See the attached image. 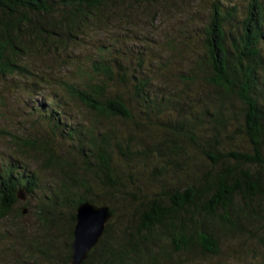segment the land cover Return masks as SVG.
Returning <instances> with one entry per match:
<instances>
[{"label": "rangeland", "instance_id": "374dc122", "mask_svg": "<svg viewBox=\"0 0 264 264\" xmlns=\"http://www.w3.org/2000/svg\"><path fill=\"white\" fill-rule=\"evenodd\" d=\"M212 1L215 0L108 1L90 16L75 43L66 46L31 40L34 50L18 61L29 66L35 76L28 80L16 75L0 77V172L8 162L18 163L34 172L44 189L59 185L58 175L42 149L49 147L62 153L66 144L29 109L45 103L43 95L63 96L64 108L73 120L95 130L112 129L123 139L124 146L147 154H142L138 168L126 172L124 192L115 198L107 195V203L115 212L110 220L111 235L120 242L119 232L128 227L131 230L137 223L140 203L160 198L167 207L166 193L172 189L182 191L197 184L204 174L216 171L218 167L210 163L206 154L217 157L216 153L232 151L251 153L243 132L241 103L208 83L212 75L207 66L203 27L209 21ZM247 2L229 0L223 6L238 8L234 16L237 23L245 16ZM52 18L58 16L32 17L38 27L46 28ZM225 31L227 35L237 32L229 24ZM260 50L264 68V45ZM104 51L121 64L122 69L115 71L125 73L110 86V91L122 96L132 114L130 121L98 119L60 87L62 82L81 83L88 79L92 62ZM139 82L145 83L142 92ZM27 88L34 92L31 98L26 95ZM259 100L264 105L263 84ZM218 106L223 107L225 121L213 127L201 113L207 108L215 111ZM219 135L222 143L215 150L209 148L208 143H213L212 139L217 142ZM222 163L220 166H232L231 160ZM234 200L235 207L228 214L233 226L220 225L217 218L202 220L199 216L201 226L203 223L219 240L217 254H202L195 245L175 253L171 239L162 233L154 247L156 264H264L262 200L250 202L241 196ZM42 206L39 193H27L25 200H19L12 212L0 220V264H65L71 250L73 210L64 203L54 215H48ZM247 208L257 213L247 216ZM40 212L47 221L56 220L55 225L42 227L37 218ZM48 241L52 243L49 246Z\"/></svg>", "mask_w": 264, "mask_h": 264}, {"label": "trees", "instance_id": "16d2710c", "mask_svg": "<svg viewBox=\"0 0 264 264\" xmlns=\"http://www.w3.org/2000/svg\"><path fill=\"white\" fill-rule=\"evenodd\" d=\"M108 1L113 0H0V77L16 75L24 80L32 79L35 74L29 66L18 61L34 50V43L30 41L36 39L40 44L57 42L66 46L75 43L90 16L103 9ZM228 1H212L209 21L203 27L207 66L212 75L208 83L241 103L243 132L251 153L232 151L216 153L217 157L206 154L210 163L218 167L216 171L204 174L197 184L182 191L172 189L166 193L167 207L160 198L140 203L137 223L135 221L131 230L128 227L119 232L120 242L111 235L109 221L99 242L82 264H147L148 261L156 264L158 257L154 247L162 233L171 239L175 253L188 251L195 245L202 254L215 255L219 252V240L203 223L201 226L199 216L202 220L217 218L220 225L233 226L228 214L235 207L237 196L250 202L262 200L264 205V105L259 100L260 87L264 86L260 50L264 45V1L248 0L245 16L237 23L234 16L238 8L235 5L224 7L223 3ZM51 15L58 18H52L48 28L33 23L32 17L40 19ZM228 24L237 30L235 34H226ZM32 32L35 34H29ZM120 67L121 64L108 58L104 51L92 62V75L88 79L81 83L62 82L60 87L70 99L98 119L130 121L132 114L126 102L119 93L110 91V86L125 74L115 71V68L122 69ZM41 81H44L42 77ZM32 83L37 86V82ZM138 85L140 92L145 90L144 82ZM26 95L31 98L33 90L27 88ZM43 96L46 102L31 107L29 113L48 123L53 134L66 144L62 153L49 147L42 149L58 175L59 185L44 189L34 172L18 163L8 162L0 172V220L17 205L19 191L39 193L45 214L54 215L53 212L60 210L64 203L73 210L71 245L78 204L89 202L108 206L112 220L115 212L107 203V195L115 198L124 192L126 172L138 168L142 154H147L124 146L123 139L114 135L112 129L95 130L73 120L64 108L63 96L52 93ZM201 114L213 127L225 121L222 106L212 112L207 108ZM220 139L219 135L217 142L212 139L213 143L207 145L215 150L222 143ZM226 160H231L230 168L220 166ZM202 197L205 199L200 205ZM44 213L43 216L38 213L37 217L41 226L55 225L56 220L47 221ZM249 213L257 211L247 208V216ZM51 244L48 241V246ZM70 254L71 250L65 264H70Z\"/></svg>", "mask_w": 264, "mask_h": 264}, {"label": "water", "instance_id": "95a60500", "mask_svg": "<svg viewBox=\"0 0 264 264\" xmlns=\"http://www.w3.org/2000/svg\"><path fill=\"white\" fill-rule=\"evenodd\" d=\"M19 193H21L19 195ZM27 192H18V199L24 201ZM26 209H23V213ZM112 214L108 206H96L89 202L78 204L75 212L73 240L70 245V264H82L102 237Z\"/></svg>", "mask_w": 264, "mask_h": 264}]
</instances>
